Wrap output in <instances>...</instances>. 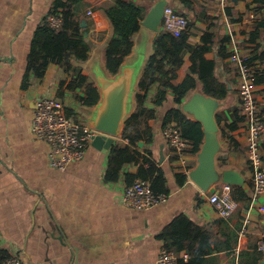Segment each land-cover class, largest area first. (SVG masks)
Returning a JSON list of instances; mask_svg holds the SVG:
<instances>
[{"label":"crops","instance_id":"1","mask_svg":"<svg viewBox=\"0 0 264 264\" xmlns=\"http://www.w3.org/2000/svg\"><path fill=\"white\" fill-rule=\"evenodd\" d=\"M166 1L167 7L195 23L190 44H199L204 32L214 35L211 51L205 57L214 60L217 80L228 87L227 96L217 100L214 111L218 129L214 136L217 145L214 163L218 172L238 173L242 184L230 186H241L251 197L246 123L237 73L229 55L235 46L251 58L255 97L258 109L264 114V0H237L236 3L230 0L225 9L219 8L216 0H192L189 10L177 0ZM52 2L0 0V248L17 256L21 264H156L164 245L158 236L172 220L183 215L210 233L211 254L206 258L209 264H262L264 252L258 250L257 242L264 238V214L257 208L264 205V196L252 210L237 202L238 209L230 218L218 216L208 202L213 193L200 190L188 178L197 167V154L188 152L183 162L177 160L163 136V116L174 106L169 93L167 101L156 109L157 117L148 120L153 131L151 142L138 145L141 154L145 150L151 152V160L164 173L168 190L165 203L145 211L121 203L127 187L125 174H137L138 165L124 167L115 183L104 180L111 148L128 146L121 137L115 138L105 153L93 148L91 140L83 159L69 164L63 172L50 167L48 144L31 132L35 101L40 97L61 99L65 111H73L71 118L89 128V117L95 108H84L74 101L72 93L66 89L74 73L66 72L59 65L49 64L41 79L26 75L33 34L49 15ZM112 3V0H82L78 5L80 22L84 20V27L89 26L91 50L88 60L74 65L81 67L82 74L98 92L96 74L103 72L105 77L114 78L105 68L103 39L108 37L109 31L100 18L101 10ZM137 3L144 6L146 12L153 4ZM254 33H258V37L252 41ZM230 37L234 38V44ZM227 38L229 41L221 46ZM153 39L154 34L141 27L133 37L132 52L122 66L141 59L142 73L152 52ZM221 48L228 55L226 59L217 56ZM189 66V54H186L173 84L183 81ZM136 92L137 85L133 96ZM155 92L156 86L149 91L146 107H154ZM195 93H202L199 86L183 103ZM183 114L194 121L192 116ZM236 120L235 129L229 131L226 125ZM229 137L236 149L230 146ZM261 141L264 161V137ZM181 175L186 176L182 185ZM223 184L217 181L209 189L216 191ZM246 216L248 225L241 233Z\"/></svg>","mask_w":264,"mask_h":264},{"label":"trees","instance_id":"2","mask_svg":"<svg viewBox=\"0 0 264 264\" xmlns=\"http://www.w3.org/2000/svg\"><path fill=\"white\" fill-rule=\"evenodd\" d=\"M82 0H53L49 15L58 16L61 25L58 29L48 26L46 19L40 24L32 37L30 51L26 60V75L32 74L35 78L44 77L49 64L61 66L66 72H73L74 78L67 83L66 89L72 93L73 99L84 108L95 107L100 95L98 89L89 79L82 74V69L74 63H84L89 58L91 50L88 34L89 26H80L78 5ZM109 7L101 10L100 18L109 31L104 44V63L108 74L116 76L133 49V37L139 32L140 23L146 14V8L137 1L157 0H112ZM186 9L193 5L192 0H177ZM229 14V8L226 9ZM48 15V16H49ZM47 17V16H46ZM195 23L187 22L186 31L175 37L171 33L161 31L152 45L142 74L137 83V92L134 95L135 107L124 122L121 138L128 142V146L120 148L113 146L108 157L104 180L107 183H115L119 180L124 167L138 165L135 175L125 174L127 186L136 179L149 181L151 189L158 194H168L166 179L162 170L158 169L151 160V152L145 150L143 154L138 150L139 143L149 144L153 131L148 126V120L155 119L156 109L160 108L168 99V93L173 94V107L168 109L162 120V128L174 123L181 136L191 143L189 153L197 154L203 141V131L200 123L188 119L180 110V105L188 94L198 86L201 92L216 100L224 99L228 94V87L220 83L215 76L214 60L206 59L205 55L211 51L214 43V35L204 32L200 37V43H189L193 35ZM252 41L258 37V33L251 34ZM225 39L221 46L228 42ZM189 54L190 66L186 76L179 84H173L177 78V72L184 63V57ZM217 56L226 59L228 55L224 49H220ZM252 65V60L250 58ZM256 84L258 81H255ZM64 83H62L63 85ZM156 86V92L152 100L153 108L145 106L151 88ZM82 91V95L78 92ZM73 111L66 109V116L71 118ZM239 120V119H238ZM75 122H78L75 120ZM237 120L226 125L229 131L235 129ZM230 146L236 149L234 142L228 138ZM144 166H147L144 169ZM180 184L186 182V176L181 175ZM231 196L236 202L242 203L248 208L250 197L241 186H231ZM163 241V249L172 253H185L187 261L178 260L177 264H209L206 259L211 254L210 233L203 227L193 224L187 217H176L167 225L158 236ZM264 242V238L262 239ZM12 255L0 248V261L11 258Z\"/></svg>","mask_w":264,"mask_h":264},{"label":"built area","instance_id":"3","mask_svg":"<svg viewBox=\"0 0 264 264\" xmlns=\"http://www.w3.org/2000/svg\"><path fill=\"white\" fill-rule=\"evenodd\" d=\"M230 0H216L219 8L225 9ZM91 12H87L89 16ZM254 19V18H253ZM48 26L58 29L61 19L58 16L46 17ZM162 29L177 37L187 29V19L166 7L163 11ZM234 44V38L230 37ZM250 57L233 46L229 55V61L235 66L238 79V93L241 110L246 123V151L248 164L251 170L252 194L249 210L264 196V161L261 152V140L264 137V114L258 109V103L254 91V76ZM31 132L39 140L45 141L49 146L48 161L50 167L63 172L66 167L74 162L82 160L88 143L97 132L85 125L77 123L66 116L64 104L54 97H40L35 101L31 120ZM163 136L174 156L183 162L188 154L191 143L181 136L174 123L168 124L163 129ZM231 186L223 184L208 198L209 204L222 219L230 218L238 209V203L231 196ZM166 194H158L152 191L149 181L136 179L127 186L121 196V203L139 211L152 209L165 203ZM264 214V205L257 208ZM248 225V217L243 222L241 233H244ZM258 250L264 252V242H257ZM185 253H172L162 249L157 257L156 264H177L178 260L187 261ZM0 264H21L17 256H12Z\"/></svg>","mask_w":264,"mask_h":264},{"label":"water","instance_id":"4","mask_svg":"<svg viewBox=\"0 0 264 264\" xmlns=\"http://www.w3.org/2000/svg\"><path fill=\"white\" fill-rule=\"evenodd\" d=\"M236 3L237 0H232ZM167 7L166 0L155 1L146 12L140 26L154 34L153 42L161 32L163 11ZM85 21L80 26H85ZM141 71V59L133 64L121 66L118 74L113 79L104 76V73L96 74L99 88L100 100L89 117V126L98 132L91 141V146L105 153L112 145L115 138L121 136L124 122L132 113L134 103V88L138 83ZM142 74V73H141ZM141 76V75H140ZM173 96L172 93H169ZM217 100L205 96L203 93L193 94L181 105V111L193 117L194 121L200 123L203 131V141L197 153V167L188 174V178L194 182L202 191L214 189L209 187L221 181L228 185H241L242 179L234 171L218 172L214 163L217 145L214 141L217 133V125L214 111ZM140 147L142 143L138 144ZM162 160V157H161ZM162 162V161H161ZM264 264V261L263 263Z\"/></svg>","mask_w":264,"mask_h":264},{"label":"bare ground","instance_id":"5","mask_svg":"<svg viewBox=\"0 0 264 264\" xmlns=\"http://www.w3.org/2000/svg\"><path fill=\"white\" fill-rule=\"evenodd\" d=\"M187 22H188V21H187ZM161 26H162V24H161ZM162 30H163V29H162ZM163 31H164V30H163ZM254 84H255V83H254ZM64 107H65V106H64ZM65 112H66V111H65ZM70 119H71V118H70ZM73 121H75V120H73ZM77 123H80V122H77ZM80 124H81V123H80ZM82 125H83V124H82ZM91 129H92V128H91ZM97 134H98V132H97ZM97 134H96V135H97ZM96 135H95V136H96ZM82 159H83V158H82ZM231 191H232V190H231Z\"/></svg>","mask_w":264,"mask_h":264},{"label":"rangeland","instance_id":"6","mask_svg":"<svg viewBox=\"0 0 264 264\" xmlns=\"http://www.w3.org/2000/svg\"><path fill=\"white\" fill-rule=\"evenodd\" d=\"M58 99V98H57ZM58 100H60L61 101V99H58ZM72 120H75V119H73V118H71ZM99 134V133H98Z\"/></svg>","mask_w":264,"mask_h":264}]
</instances>
